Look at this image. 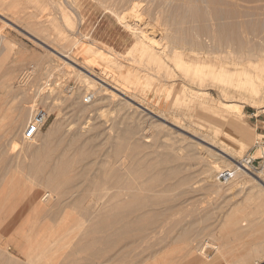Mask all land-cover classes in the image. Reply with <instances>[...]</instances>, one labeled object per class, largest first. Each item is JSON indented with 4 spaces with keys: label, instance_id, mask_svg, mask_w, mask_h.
Instances as JSON below:
<instances>
[{
    "label": "rangeland",
    "instance_id": "374dc122",
    "mask_svg": "<svg viewBox=\"0 0 264 264\" xmlns=\"http://www.w3.org/2000/svg\"><path fill=\"white\" fill-rule=\"evenodd\" d=\"M2 1H4V0H0V6H1L0 7V14L3 12L2 14H7V16L5 15L7 18H13V19L19 18V19H16V21L18 20L17 23L16 22H13V23L9 22L10 25H8L5 23V22H8V20H6V19H4V17L0 16V33H1V30L3 29L2 33L5 35L7 41L10 43H14V45H15L14 50L10 53V56L6 57L3 55V54H6V52H4V49L1 46L2 43L0 44V82L2 84L6 83V85L8 86V89L0 88L1 89L0 90V99H1V101H0V117H2L0 120V201H1L0 202V208H1L0 209L1 210V213H0V216H1L0 217V223H1V225H0V264H11L9 260H12V259H14L13 261H11L12 263L14 262L13 264H15V263L18 264V262H19V264H24L28 261L27 254L29 252H31V250L34 246L36 247L41 243L43 244V242L46 243L47 241H52L53 238H57L59 236H62L64 234V232L66 235V231L68 229H70L71 227L75 226V224L79 221L85 222L84 227L87 228L88 224H90L89 227L93 226L94 224H97L94 226H98V223H100V221H102V220H104V221L101 223L110 222L109 224L112 226L113 229L111 228V226L109 224H106V225L110 226L111 230H109L110 228H108V230H107L108 232H106L104 229L101 233L98 231L100 234L95 233L94 234L95 236L93 234L89 235L90 237L86 236V239L87 238H89V239H87L85 241H80L82 243L78 242V239H81V237H82L81 235H84V234H82L84 232V229H83V231H81V233L79 232L78 235H76L75 232L73 234H70L69 239L71 240V242L68 241V236L66 235L65 241H64L65 248L55 251L54 254L56 253L55 254L56 256H54V254L51 255L52 257H50V259H52V262H50V263H53V264H64V263L69 264V262H70V264H72V263H74V261H75V263L77 261L76 264H200V261L203 260V262H204L203 264H229L228 261L229 262L232 261L233 257L235 258V256H236V258H237L238 253L240 254V250L242 249L241 245L244 246L243 245L244 243L247 244V242H245L247 240L251 241L252 240L251 238H253L251 236L252 234L251 235L246 234V235H248V236H245L246 239H247V237H249V238L247 240H244V238H243L241 241L244 240L243 241L244 243L241 244V243H239L240 240L238 239V238H240L241 232H235V231L233 232L232 229H229L228 230L229 232L228 231L225 232V230L223 231V229H222L223 225L226 223V221L228 220V218L230 217L231 214H233V215L236 214V215L241 216V217H243V216L246 217L250 213L249 215H251V217H253V215H255L254 219H256L258 217L257 220L261 221V222L258 221L259 222L258 223L257 220L256 221L254 220L256 222L255 227L257 226V228H258V226L264 225L263 224L264 208H261L259 204H256L254 202L252 204H249L250 206H248V204L246 203L247 196L249 195V190L251 192V189H249V188H251V187L247 188V185H246L244 188L240 187V186H239L240 187L239 188L238 186H236V187H234V189L232 187L230 190V188L228 189V187H225L226 184H224V183L222 184V182L219 180V174L222 171L236 169V167H235L236 164H235V166L231 165L232 166L231 168H225L216 174L215 181H216V184L218 183V185H220L219 188H221L220 189L221 191L219 190L218 187L212 188L213 185H212L210 180H208V182L206 181L207 176H206V174L203 175L204 170L202 171L203 168H201V167L203 164L201 165V163H205L206 161L212 162V160L214 161L216 159H221L223 157H220V155L222 154V156H224V154L222 152H220L218 147L213 148L210 145H208L204 142H200V140H198L199 136L204 137L205 139L210 137V139L208 141H210V142L213 140L215 142L217 141L218 142L217 144H218V146L220 145V147H222L221 145L223 144L222 141L220 140L221 138L216 139L212 135V133L210 132V127H212L211 125H209L207 123L204 125L198 124L194 120L197 113L204 114V112L201 109L200 110L196 109L195 112H193V114L191 116H188L189 115V107H187L185 109V111H181V108H179L178 104H177L178 98H180V94H175L173 102L169 101L167 96H168V93L170 92V89L166 88L167 91H165V92L162 90V89H164V86L167 84V82L165 83L166 80H162V79H166V78H164V76L166 77L167 74L165 73L164 76H162L164 71H161L160 76L162 77V79H160V82L156 81V84L159 85V89L157 90V93L155 90L148 89L146 92H143L144 93L143 94L142 92H140V89H141L140 88L136 93V97H137V102L139 104H142V105L144 104L143 106H146L148 108L150 106L149 109L152 110L154 113L156 112L155 114H157L159 116H161V114H164L167 117V118H165L167 121L164 119H160V117L158 118V116H156L155 114H151L148 111H144L143 108L138 106L136 103H133L132 104L133 106L129 105L128 107H126L125 110L122 111V114H120L121 112H119L120 111L119 107H117V105L115 103H114L115 105L114 104H109V105L107 104V105H105L104 108L101 107V109H99V106L101 104L99 103L100 101H97V103L100 104V105L99 104L96 105V107L99 105L97 107L99 109V111H98V109L95 111V110H93V108H90V109H88L90 112L89 111L85 112V113H87V114H85L86 116L84 114L81 115V113H84L83 112V110H84L83 106H84V104H86V103H84L85 96L89 95V94L93 95V93L90 90L89 91L85 90V84L78 82L77 77L70 75L68 73H67L68 74L67 75L66 72H64L65 71V64H64L65 62H63V60H60L58 62L59 66H56V65H58V64H56L57 62H53L49 59V56L55 57V55H52L54 52L56 54V51L53 50V48H54L53 46H51V48L47 47V46L41 44L40 42H38L36 40V37H40V36L46 34L47 33L46 31L49 32L48 34L51 33L52 37H54L53 35L57 36L59 34V33H57V31H58V29L60 30V28H61L60 31H63L64 34H65V31H68L70 33V30H67L70 27L65 28V26L68 24V23L65 24V22H66L65 15H67L68 16L67 18L69 20H71L72 22L75 21V24L77 26V21H79V19H80L79 13H81L79 11H83V9L89 8L90 6L89 7H87V6L89 5L90 2L96 3V5H94V6H93L94 3H92L93 8L96 7V8L101 9L100 7H102V4H103L102 2H104V4H107L106 6H108V5H110L109 3L112 4L113 0L112 1L109 0L111 2H108V0H91V1L88 0L90 2L85 0L86 3L88 4L87 6L85 5V8H84L83 4H80L81 0L80 1L79 0L78 1H74V0H15V1L11 0L10 1L9 0L10 2H13V1L15 2V8H13L14 10L11 9L10 10L11 12L2 11V9H3V5H2L3 2ZM68 1L71 3H69ZM195 1H197L199 3V5H202V8L204 10L207 9L206 11H211L212 16H214V11H216L214 9V7L216 9L220 8L222 10H226V9L228 10V9L232 8V9H235L236 11H238V13L242 17L240 19H237L238 21H240L242 23H249V22L251 23L253 21L259 22V23L262 22V24L264 25V0H195ZM199 1H201V2L203 1V2L200 4ZM205 1H207V2L205 3ZM83 2H84V0H82V3ZM106 2H108V3H106ZM86 3H84V4H86ZM74 4H76V6H78V4L82 5L83 8L80 10V9H78L80 6L78 8H76V6L73 7L72 5H74ZM104 4H103V6H105ZM16 6H18V7L16 8ZM72 7L74 8V10L72 9ZM93 8L91 7L92 10H93ZM102 8L104 10L105 7H102ZM127 8H128V6H127ZM75 10H77V11L79 10V11L76 12ZM95 10L96 9L94 8L93 11H95ZM103 12L104 11H99V13H97V14L98 15L100 14V16H102ZM90 13H91L90 18L93 14V16L91 18V19H93L95 12H91V10H90ZM77 14H78L79 18L76 16ZM8 15L10 17H8ZM229 21L231 22L232 20L226 19V20H223L222 23H230ZM25 25L27 27H29L28 28L29 30L27 29V27ZM21 28L27 29L29 34L24 33V32L22 33ZM78 28L79 27H77V29ZM54 29H56V30H54ZM95 29L99 30L101 32V34H105L104 38H106L105 40L108 43V46L109 45L110 46L115 45V43H114L115 37L112 38L113 41L110 40L111 39L110 37L113 36L112 26H110V25L108 26V25H105L103 23L102 24L99 23L95 26ZM36 31L41 35H39ZM51 31H53V32H51ZM42 32H43V34H42ZM75 35L79 36V39H80L81 35L79 33L77 34V32H76ZM40 39H41V37H40ZM49 45H50V43H49ZM57 45L62 46L63 44L57 43ZM55 49H58V48H55ZM72 51H73V55L78 57L79 53H78V49L76 46H74L72 48ZM2 55L4 57H2ZM61 62H63V64ZM173 68H175V67L172 66V69ZM13 69H15L14 72H13ZM109 72H111L114 75L116 74V72H114L112 70H109ZM49 75H52L51 79L53 81V85L51 87H53V89H54L55 85H57V88L54 90L53 94H51V96L47 95L46 98H44V97H42V98L37 97L36 98L35 97V99H32V98L28 99L29 96L34 97L36 92L43 88V86L40 85V82L44 81V82H41V84L45 83L47 81L46 78ZM181 75H182L181 72L177 73V76H179V77L176 76L177 79L180 80L183 77V75L182 76ZM180 76H181V78H180ZM24 77H26L27 79L25 78V80H24L23 79ZM7 79H9V80H7ZM10 79H12V80H10ZM33 79H34V81H33ZM183 82H181V80H180L181 85L187 86V84H188V86H187L188 88L193 87L195 90H197L196 86H192L187 81L184 82L185 84ZM22 85H24V86H22ZM9 89H11V90H9ZM26 90H28V91H26ZM212 90H209V92L215 98H218L217 91L216 90L212 91ZM24 93H27V94H24ZM129 93L131 94L130 91H129ZM133 94H135V93H133ZM78 95H79V97H78ZM48 97H51V98L47 99ZM118 98L121 101H118V102L116 101L117 104L119 102H125L126 100H128V98H126V97H122L123 99H125V101L122 100V98H120V97H118ZM31 100H33V101H31ZM95 100H96V97H94L93 102ZM28 101L29 102L31 101L28 104L33 105L35 107L34 112H36V110L39 108L40 109L43 108L48 112V115H49V118L47 120L45 127L39 133V137H38L39 140L37 139V137H35L37 140H33L32 141L33 143L30 141H25L23 139V133L20 134L22 129L20 127L18 128L17 123H13L14 119H16V116L18 115L19 107L23 103H27ZM190 101H191V98L188 97L187 98L188 104L190 103ZM111 105H112V108L110 107ZM81 107L83 109L82 111H81ZM131 107H133V108L130 109ZM105 108H107V109H105ZM113 109H114V111L112 112ZM103 110L105 112H103ZM115 110L118 111L119 113L115 112ZM134 110H136V111L134 112ZM241 110H242L241 116L243 118H241L240 120H242V122L240 120L238 121V119L235 118L236 120L235 119L232 120L234 123L233 126H235V127L232 129V127L229 126V127H231L232 130H234L236 127H239L240 133H242L247 138V140H244L247 149L244 150V152H242L240 154V157H238L237 159H239V160L245 159L246 157L258 158L261 156V154L259 155L257 153L258 150L256 151L255 145H256V142L258 140L262 139V137L264 136V107H257L256 108V107H251V106L245 105ZM126 111L127 112L129 111L130 114L127 113ZM123 112L124 113L126 112L125 114L129 115L128 116L129 117L128 125H127V123L126 124L124 123L123 125L120 124L118 126L119 130L117 128H113L117 131L112 130V127L110 126L111 125L110 119L113 120L114 122L119 121V119H121L122 115L123 116L125 115ZM116 113L119 115H117ZM3 114L4 115L6 114L8 116L7 117L8 120L6 119V121H2V119L4 117ZM34 115H35V113H33V116ZM136 115H137V117H135ZM139 115H140V118L138 117ZM11 116L14 119L12 118V121H9V119H10L9 117H11ZM103 116H104V118H103L104 121H106L104 123H103V121L100 122V120H103L102 119ZM113 116H114V118H113ZM151 117H152V119H150ZM184 118H187V119H184ZM32 119H33V117H32ZM32 119H31V121H32ZM113 121H112V126H113ZM133 121L134 122L136 121L137 124L139 123L142 125L140 127L139 134L142 135V137H144L143 142H144V145L146 144L145 146L150 147L149 145L154 144V142L156 143L155 144L157 146L156 149L153 148L152 146L150 147V149H155L154 151L152 150L153 152L151 151V153H149L150 155L145 154L146 151H145V153H143L139 156L135 155L134 153L131 152L132 151L131 144H127V143H126L127 145L124 149L125 151L122 152L123 154L116 155L115 151H117L118 147L120 146V144H121L120 141L122 140L124 142L123 139H126L127 137H124V138L122 137L123 139L119 140V139H117V137L114 134H116L117 132H119L121 130L123 131L127 126H129V122L131 123L130 125H133L132 124ZM59 122H60V124H59ZM91 122L94 124H92ZM140 122H143V123H140ZM56 123L58 124V126L60 125L59 127H61L62 132L57 137L52 138L53 132L50 133V131L52 130V127L56 125ZM105 123H107V125H105ZM156 123L157 124L163 123L167 127V129H171V130L173 129L172 132L175 133L174 137H176V138L178 136L182 137V135H183V137L187 138V140H189L191 142L196 141V142L202 143L201 146H203V147H199V148H203V149H200V150H204V148H207V147H209V149L213 148L212 152L213 153L215 152L214 154H216V152H217L219 155L217 154L218 156H214L215 158L214 157L212 158V156L209 155V157H211L212 159L209 158L208 160H207L208 157L206 155L202 156V154L201 155L199 154V155L202 156L203 158L202 157L199 158L200 157L199 155H196V156L190 158V156H189L190 155L189 154L190 149L188 150V148H184V146H183V145H185L187 147L188 143H186V142L184 144L182 143V146H183L182 147L180 142H179L180 148H181L179 151H183L184 149L187 151L186 152L184 150L183 151L184 154L182 152L179 153L180 158L181 157L183 158L184 155L187 156V154H188L189 157L185 156L184 158H189V159H182L181 158L180 159L181 164L179 162L180 160H178V161H175L176 163H174V162L172 163V165H174V166H172L170 163L166 164L164 162V157H162V156H164L167 151L164 150V148L162 149V147L165 146L162 144H166L167 140H165V139L168 137H165V136L162 137V135H164V134H158L157 133V131L155 129V125H157ZM171 123H176L179 127L178 126L174 127V125H171ZM98 124L100 125V128L98 127L99 126ZM226 124L228 125L227 122H226ZM102 125L105 128H103ZM91 126L94 128H95V126H97L98 128L96 127V129L100 130V131L106 129V131H108L111 134V137H113V139H110V141L116 140L115 142H117V143H115V142L113 143L112 141L111 142L106 141L105 136L102 138L101 135L98 134V132L96 133V131L93 134V135H95L94 138L91 137V134L87 135V134H89V132L87 133V131L83 130V128L91 129ZM106 126L107 127L110 126L111 128L108 127V129H107ZM69 127L71 128L72 133L79 131L80 132V134H79L80 138L77 137L76 139H72V140L69 139V136H68L70 134V133H68L70 131ZM180 127H182V128L184 127L185 131H182L180 129ZM25 128H24V130H25ZM226 129H228V128H226ZM24 130H23V132H24ZM109 130L110 131L112 130L113 132L112 131L110 132ZM147 130H148V132H147ZM235 130H237V129H235ZM179 133H180V135H178ZM192 135L193 136L196 135V136L193 137ZM156 136H157V138H156ZM48 137H49V139H48ZM40 138L43 140V143L44 142H45V144H47V142H49V143L46 146H44V144L42 143V140ZM85 138H87L86 139L87 141L85 140ZM88 139H89V141H88ZM162 139L165 141H162ZM192 139H194V140L192 141ZM248 139H250L251 141ZM69 140H70V143H69ZM158 140H160L161 142ZM35 141L36 142L38 141V142L36 143ZM53 141H54V143H53ZM101 141L107 142V143H105V146H103L104 142L101 143ZM29 142L32 144V145H30L31 147L29 146V144H30ZM158 142H160V144ZM71 143H73L74 145ZM75 143H77V145ZM98 143L100 145V146H98L99 148L97 147ZM157 143L159 145H157ZM36 144H38V145H36ZM39 144L43 146V149H42V146H40ZM115 144H118V145L116 146ZM63 145H65V146H63ZM71 145H73V146H71ZM155 145H154V147H155ZM159 146H161L160 147L161 149L159 148ZM177 146L179 147L178 144H177ZM44 147H46V149H44ZM59 147H60V149H59ZM70 147H71V149H70ZM49 148H51L50 150H52L53 153H51L52 152L51 151L45 155L44 151L47 149L49 151ZM52 148H54V149H52ZM93 148H94V150H93ZM182 148H184V149L182 150ZM157 149H159V152L157 151ZM33 150H35V153L36 152L37 153L42 152V154L40 153L41 155L40 154L34 155ZM147 150H149V149H147ZM162 150L165 151V154H164V151H162ZM14 151H18L19 152L18 155H15V154H17V152H15V154H14ZM54 151H56V152L54 153ZM96 151H97V153H96ZM155 151H157L156 153L157 154L159 153V155H157L155 153ZM20 152H21V155H19ZM62 152L63 153L67 152V153H65V156H64V154H62ZM148 152H150V151H148ZM43 153H44V155H43ZM84 153L87 155V157ZM60 154L63 156V159H62ZM182 154H183V156H182ZM42 155L45 157L43 158ZM67 155L70 156V158ZM83 155L86 158H83ZM88 155L91 157V158H89L91 160L87 159ZM92 155L93 156L95 155V156L93 157ZM22 156H23V160H22ZM37 156H39V157H37ZM156 156H159V158ZM160 156L162 157V159H160ZM46 157H48L49 159ZM13 158H15V159L19 158L18 159L19 161H21V160L24 161V159H26V160L24 162L21 161L19 163ZM29 158H30V160H29ZM12 159L14 161H12ZM200 159H202V160L204 159V161L201 162L202 160H200ZM75 161H77V162L79 161L80 163L79 162L77 163ZM159 161H161L160 164H159ZM162 161L164 162L163 165L161 164ZM224 161L225 160H223L221 162L218 161V162H219V164L221 163L222 166L223 165L225 166V164L227 162H224ZM155 162H157V163H155ZM59 163H63L64 168H65L64 163H68L66 168L68 169V166H69V169H68L69 171L67 170L66 173H65V171L62 172L63 174L55 176L54 179L52 177L49 178L48 175H51L49 173H52L50 170L53 169L54 166L56 167L57 164H59ZM30 164L31 165L33 164V166L35 165V167L39 166V168H42L43 171H45L44 174H47V175L46 176L44 175V177H42L41 174H39L40 177H38L39 175L34 177V175L36 174L35 168H34L35 172L32 169L29 170V168H27V165L29 166ZM168 164H170V165H168ZM179 164L182 166V169H180L181 166ZM52 165H53V167H52ZM125 165L126 166L129 165L131 167L130 168L128 166V168H130L128 170L131 171V172L128 171L131 174L130 175L131 179L133 178V176H135L134 173L138 172L136 174L137 178H134L136 180V183H137V179H139L138 183L144 180L143 182L145 184H142V186H136L135 185L136 187H133V186L130 187L128 185L127 186L124 185L125 188L128 190V192H130V193H127V190L124 192L127 193L129 195V197L138 193L140 198H141L140 200H142L143 202L146 201L147 203L146 202H145V204L140 203V205L141 204L144 205V206L139 207L140 209H141V207L142 208L144 207L143 209H141V211H139L138 207L136 208L137 209L136 212H134L133 214L129 210L128 217H126L124 220H119V226H116L118 224V223H116V221L118 222V220L115 221L113 219L114 220L113 221L112 218L107 219V218L102 217V216H99V219H98V213L101 212V211H99L100 208H98V207L100 205V202H104L105 201L104 199L108 198V197H106L107 195L109 197H110V195H111V197H113V195L117 194L116 191H114L115 190L114 187L116 186L114 184L116 181V177L111 178L110 176L113 175L114 170L120 171L119 172V174H120L121 173V170H120L121 167H123ZM151 165H153V166H151ZM24 166H25V168H24ZM48 166H49V168H48ZM135 166L138 168H136ZM149 166H151L150 168H152V169H148ZM233 166H234V168H233ZM169 168H171V171L173 174H170V171H168ZM172 168H174L175 171L178 172V174L175 173V171L173 172ZM163 169H164V171H163ZM176 169H178L180 171H178ZM260 171H258V172H260ZM38 172H40V171H38ZM128 172H126V173L129 174ZM159 173L161 174V176H158ZM162 174L164 175V177H162L163 176ZM32 175H33V177H32ZM138 175L140 178H138ZM152 175H153V177H152ZM154 175H155V177H154ZM142 176H143V178H141ZM166 176H168L169 179L165 180L164 183L162 182L163 184L161 183L163 186L158 185L157 182H159L160 179L164 180V178ZM204 176H205V179H204ZM160 177H162V178H160ZM146 178L147 179L149 178V179L147 180ZM158 178H160V179H158ZM263 178H264V174H263ZM46 179H48V180H46ZM107 179H108V182H111V184L106 185V189L108 187L109 192L104 194L103 191H105L106 189H105V187H103L104 185L102 186V184L106 183ZM156 179H157V181H156ZM166 179H167V177H166ZM41 180H42V183H41ZM67 180L71 182L70 186L67 185ZM145 180L149 184V185H147L149 187V189L147 186L146 187L150 191H148L145 188V185H146ZM18 181L20 184L15 186ZM31 181H32V183H31ZM49 181L51 183H53V187L51 186L52 184ZM38 182H40V183H38ZM46 183H47V185H45ZM210 183L212 186L210 185ZM49 184H51V185H49ZM112 184H114L113 185L114 187L111 186ZM156 184L159 187L154 186ZM35 185H37V186H35ZM39 186H41V188H39ZM47 186H51V188L47 187ZM152 186H154L153 188H155V189H153ZM8 187L10 188V190L9 191L5 190ZM59 187H61L62 190L64 188L65 189L62 191V190H60ZM73 187H74V189H73ZM142 187H144V188H142ZM102 188H104V189H102ZM116 188H117V186H116ZM141 188H142V190H141ZM217 188H218L219 192H218V190L215 191V189H217ZM123 189H124V187H123ZM139 189L141 191H144L143 192L144 194L141 191H139ZM226 189H227V191H226ZM15 190H16V192H15ZM34 190H35V194L38 198H36V196L34 195ZM53 190H54V192H53ZM55 190L58 192V194ZM99 190H101V191H99ZM151 190L154 191L155 193L151 192ZM59 191L62 193L64 192L63 194H65V195L61 194ZM145 191H146V193H145ZM228 191H230V192H228ZM52 192L53 193L56 192V193L52 194ZM99 192H102V193L99 194ZM105 192H107V190ZM113 192H114V194H113ZM157 192H158V194L160 193L161 196L157 195L158 196L157 197L155 195L157 197V198L154 197V198H156V201H155V199L153 200V198H151V197L153 196V194H157ZM45 193H49L52 196L51 203L50 202H49L50 204L48 203L49 206L47 203H41L40 201H38L39 199H41V197ZM72 193H74V196ZM67 194L70 195L69 199H65L66 197L69 196V195L66 196ZM90 194H91V196H90ZM102 194H104V199L102 198V200H101L99 198H101L100 195H102ZM140 194H143V196ZM92 195H94L93 196L94 198L92 197ZM95 195H97V196L95 197ZM146 195H149L150 198L146 197ZM31 196L33 198L35 196V198L38 199L36 202L37 203L36 207L31 206V204L29 203L31 198H32ZM75 196H77L78 198ZM29 197H31V198H29ZM71 197H73V198H71ZM97 197L99 200L97 199ZM159 197H160V199L157 202V199ZM28 198H29V200H28ZM58 198H62V199L59 200ZM127 198H128V196H127ZM142 198H144L145 201ZM26 199L29 201L28 202L29 204L26 203L27 202ZM70 200H71V202H70ZM82 200H85V201L83 202ZM96 200H98V201H96ZM52 201H54V202H52ZM94 201L96 202V204ZM61 203H63V204H61ZM24 205H26V206H24ZM39 205H41V206L39 207ZM87 205L90 207L88 208ZM145 205H146V208H145ZM23 207H25V208H23ZM243 207H245V209H246V210H244V212H242V210L244 209ZM252 207H253V209H251ZM22 209H24L23 212H22ZM87 209H88V211H87ZM234 209L236 211L238 209L239 210L242 209V210H240L242 215L239 213V210H238V213L237 212L234 213V211H235ZM58 210H60V211L56 212ZM248 210L250 211L249 213H248ZM18 211L21 213H19ZM261 211L263 212V214L261 213ZM28 212H29V214H28ZM55 212H56V214H55ZM107 212L108 213H115L116 211L107 210ZM251 212H254V213L252 214ZM141 213H142V216H141ZM246 213H247V215H245ZM258 213H261V214L258 215ZM43 214H45V215H43ZM84 214H85V216H84ZM86 214H88V215H86ZM54 215L55 216L58 215V216L54 217ZM249 215H248V217L250 218ZM24 216H26V218ZM46 216H48V217H46ZM89 216H90V218H89ZM95 217H96V219H95ZM248 217H247V220L244 221L243 223H241V225H240V228L242 230H243V228L244 229L249 228V227H247L250 225L249 220H253V218L248 219ZM4 219H5V221H4ZM96 221H97V223H96ZM90 222H92L93 225H91L92 223H90ZM113 224H116V225H113ZM136 225L138 227H136ZM141 225L146 226V227L148 226L149 228H147V230H145L143 232L144 234H141L142 232H140V231H139L140 233L138 232L139 235L136 233V237L139 238V239H137L135 237V232L140 227H142ZM114 226L117 229L120 227H124V228L130 227L131 231H127V232H128V234L134 233V236H132V235L130 236V234L123 236L124 233H122V234L119 233L120 235H118V236H121L120 237L121 239L119 237L117 238L116 237L117 233L115 232L116 228ZM132 228H134L133 232H132ZM257 228L255 230H257ZM44 229H46V230H44ZM260 229H262V228L259 227L258 230H260ZM112 231H113V234H112ZM198 231H201V232H198ZM222 231H223V234L225 236L222 234ZM114 232L116 234H114ZM256 232L253 233V235L255 234L254 237L257 238L258 237L257 235H260V234L257 233V235H256ZM59 233H62V234L60 235ZM193 233H194V236H193ZM199 233H201L199 236L195 235V234H199ZM26 234H28V235H26ZM227 234H229V235H227ZM73 235H76V236L73 237ZM140 235L141 236L145 235V236L141 237ZM26 236L27 237L29 236L28 238L30 240ZM189 236H191V237H189ZM196 237H197V239H199V238L210 239V241H211L212 237H214V239L216 237L217 239H219V242L224 245V249L222 252L224 253V250H225L226 253L223 254V253H220L217 250L213 249L212 247H208L205 250V254H206V256H208V259L203 257V256H201L202 258L201 257L199 258L200 255H198L197 252H196L197 254L193 253V255H192V252H190L189 250H191V247H192L191 242H193V240L196 239ZM224 237H227V239ZM47 238H49V239L47 240ZM72 238H73V240H72ZM221 238L222 239L224 238V239L222 240ZM256 238H253V240ZM105 239L107 241H105ZM116 239H117V241H116ZM214 239H212V240H214ZM87 241L88 242L92 241L91 243H89L90 245L93 243V241H95V245L93 244L92 247H89V249L88 248H84V249L80 248L79 245H82V244L85 245L84 243L85 242L87 243ZM110 242H112V243H110ZM115 242H117V243H115ZM155 242H156V244H155ZM68 243H69V245H68ZM250 243L251 242H249L247 245H249ZM246 244H245V247H246ZM86 245H88V244H86ZM110 245H111V247H110ZM153 245H155V246L153 247ZM228 245L230 246L229 248H231L229 250H228ZM77 246H79V247H77ZM231 246L233 247L234 250L232 249ZM3 247L6 248V251L5 252L3 251L4 253L1 252L2 251L1 249ZM69 247H71L72 250H71V248L69 250ZM73 248H74V250H73ZM263 248H264V245H263ZM230 250L231 251L233 250V251L230 252ZM242 251H244V250H242ZM230 254L232 255V258L230 257L231 256ZM232 262H234V261H232ZM232 262H230V264H233ZM45 264H47V263H45Z\"/></svg>",
    "mask_w": 264,
    "mask_h": 264
},
{
    "label": "bare ground",
    "instance_id": "6f19581e",
    "mask_svg": "<svg viewBox=\"0 0 264 264\" xmlns=\"http://www.w3.org/2000/svg\"><path fill=\"white\" fill-rule=\"evenodd\" d=\"M10 1L9 0H4V1H2L3 3L1 2L2 5H3L2 11L11 12L10 11L11 9L14 10L13 8H15V2H14L15 0L13 1L14 3L10 2ZM74 1H78V0H74ZM86 1H88V0H86ZM86 1L84 0L83 3H82V0L80 1V4H83L84 8H85V5L86 6L88 5L86 3ZM90 1H88V2H90ZM111 1L108 0V2H111ZM108 2H106V3H108ZM199 2L201 4L203 1L202 2L199 1ZM206 2L207 1H205V3ZM69 3H71V2H69ZM84 3H86V4H84ZM92 3H94L93 6L96 5L95 2H92ZM92 3L90 2L89 5L87 6V7H89V6L90 7L83 9V11H79L78 10L79 12H81V13H79V16H80L81 20L79 19V21H77V26L75 24V21L72 22L71 20H69L67 18L68 16L65 15V17H66L65 24L68 23L65 26V28L70 27L69 29H67V30H70V33L68 31H65V34H64L63 31H60L61 30V28H60V30L58 29L59 32L57 31V33H59L57 36L53 35L54 37H52L51 33L48 34L49 32L46 31L47 32L46 34L40 36L41 39H40V37H36V40L38 42H40L41 44H43V45H45L47 47H50V48H51V46L54 47L53 50L56 51V54L52 50L54 52L52 55H55V57L49 56V59L51 61H53V62H57L56 64H58V65H56V66H59L58 62L60 60H63V62H65L64 63L65 64V71L64 72H66V74L68 73L70 75H73V76L77 77L78 78V82H81V83L85 84V90H87V91L90 90L93 93V95H92L93 99H94V97H96V100L94 102L92 101L93 103L91 102L92 104L91 103L90 104H84V106H83L84 110L81 107V111L83 110V112H84V113H81V115L82 114H84V115L87 114L85 112H88L89 111L88 109H90V108H93V110L96 111L98 109L97 107L100 104L101 105L99 106V109H101V107L104 108L105 105H107V104L109 105V104H114V103L117 105V107H119V110H120L119 112H121L120 114H122V111L125 110V108L128 107L129 105L133 106L132 105L133 103H136L138 106L142 107L144 111H148L151 114H155L156 112L154 113L152 110L149 109L150 106L148 108L146 106H143L144 104L142 105V104H139L137 102L136 93H137V91L140 88H141L140 92H142V93L146 92L148 89L155 90L156 93H157V90L159 89V85L156 84V81L160 82V79H162V77L160 76L161 75L160 72L164 71L162 76H164L165 73L167 75H166V77L164 76V78H166V79H162V80H166L165 83L167 82V84L164 86V89H162V90L165 92V91H167V89H170V92L168 93V96H167L169 101L173 102L175 94H180V98H178V101H177L178 107L181 108V111H185V109L187 107H189V115L188 116H191L193 114V112H195L196 109H198V110L201 109L204 112V114L197 113V115L194 118V120L198 124L204 125V124L207 123V124L211 125L212 127H210V132L212 133V135L216 139L217 138H221L220 140L223 143L221 145L222 147H220V145L218 146V144H217L218 142L217 141L216 142L214 140L211 141V142L208 141L210 139V137L207 138V139H205L204 137H200V136L198 137V140H200V142H204V143L210 145L213 148H217L218 147L220 152H222L224 154V156H222V154L220 155V157H223V158L216 159L214 161L212 160V162H207L205 160L206 161L205 163H201V162L204 161L205 158L203 160L200 159V160H202L200 162L201 165L203 164L202 167H201V168H203L202 171L204 170L203 171V175L206 174V176H207V180L206 181L207 182H208V180L211 181L213 186L211 185V183H210V185L212 186V188H214V187L215 188L216 187L219 188L220 185H218V183L216 184V181H215L216 174L219 173V171H221V170H223L225 168H231L232 167L231 165L235 166V164H236V166H235L236 169H232V170L236 171V177L233 180H231L230 182H228L225 187H228V189L230 188V190H231L232 187L234 189V187H236V186H238V187L240 186V187L244 188L247 185V188L251 187V188H249V189H251V192L249 190V195L247 196L246 203L248 204V206H250L249 204H252L254 202L256 204H259L261 208H264V178H263L264 170H261L260 172L254 173V172H249L248 170H246L245 168H243L241 166V163L244 162V159H240L239 160L237 158L240 157V154L242 152H244V150L247 149L246 148V144L244 142V140H247V138L242 133H240L239 127L235 128L237 130H235V129L232 130L235 127V126H233L234 123H233L232 120L236 118L239 121L241 118H243L241 116L242 115V110L241 109L245 105H248V106H251V107H256V108L257 107H264V25L262 24V22L259 23V22L253 21L251 23L250 22L249 23H242V22L237 20V19L242 18L241 15L238 13V11H236L235 9H232V8H230L228 10L227 9L226 10H222L220 8L216 9L214 7V9L216 11H214V16H212V14H211L212 12L211 11H206L207 9L204 10L202 8V5H199V3L197 1H195V0H113L112 4L109 3L110 5H108V6H106L107 4H104V2H102L105 5V6H103V4H102V7H105L104 10H103L102 7L99 6L101 9L94 7L96 9L95 11H93L94 8L92 6ZM72 6L74 7V6H76V4H74ZM127 6H128V8H127ZM17 7L18 6H16V8ZM73 7H72V9L74 10ZM91 7L93 8V10L91 9ZM76 8L81 10L83 7H82V5L78 4V6H76ZM90 10H91V12H95L93 19H91L93 14H92V16L90 18V14H91ZM75 11L78 12L77 10H75ZM99 11H104L102 16H100V14L99 15L97 14V13H99ZM2 13L0 14V16L4 17V19L8 20V22H5L6 24L10 25L9 22L10 23H13V22L17 23L18 20L16 21V19H19V18H16V19L7 18L6 17L7 14H2ZM76 16L78 17V14ZM8 17H10V16L8 15ZM226 19H229V20H232V21L231 22L229 21L230 23H222V21L226 20ZM99 23L100 24L103 23L105 25L112 26L113 36L110 37L111 38L110 40H112V38L115 37V41H114L115 45L114 46H110V45L108 46V43L105 40L106 38H104L105 34H101V32L99 30L95 29V26L97 24H99ZM77 27H79V28L77 29ZM25 28L24 29L21 28L22 29L21 30L22 33L24 32V33H28L29 34V32H28V30H29L28 28L29 27H27L28 30L25 29ZM56 29H54V30H56ZM2 30H1V33H0V44L2 43L1 46L4 49V52H6V54H3V55L7 57V56H10V53L14 50L15 45H14V43H10V42L7 41L5 35L2 33ZM53 31H51V32H53ZM76 32H77V34L79 33L81 35L80 39H79V36L75 35ZM42 34H43V32H42ZM39 35H41V34H39ZM49 43H50V45H49ZM57 43L58 44L62 43L63 45L62 46H58ZM74 46H76L77 49H78V53H79L78 57L73 55L72 48ZM55 48H58V49H55ZM3 55H2V57H4ZM63 62H61V63L63 64ZM172 66H174L176 69L173 68L174 69L173 70ZM14 70L15 69H13V72H14ZM109 70H112V71L116 72V74L115 75L112 74L111 72H109ZM180 72L183 75L182 78H181L182 75L180 76L181 82L187 81L192 86H196L197 90H195L193 87H189L188 88L187 87L188 84H187V86L181 85L180 80L177 79V77H179V76H177V73H180ZM51 76L52 75H49L46 78L47 81L45 83L41 84V82H44V81H41L40 85H42L43 88L38 90L34 97L33 96H29L28 99L29 98L35 99V97L36 98L37 97L38 98H42V97L46 98L47 95L51 96V94H53L54 90L57 88V85H55L54 89H53V87H51L53 85V81L51 79ZM25 78L26 77H24L23 79L25 80ZM7 80H9V79H7ZM10 80H12V79H10ZM33 81H34V79H33ZM4 84H2L0 82V88L8 89V86L6 85V83H4ZM22 86H24V85H22ZM9 90H11V89H9ZM209 90H212V91L216 90L218 98H215L209 92ZM26 91H28V90H26ZM129 91L131 92V94L129 93ZM133 93H135V94H133ZM24 94H27V93H24ZM87 96L88 95H86L85 97H87ZM78 97H79V95H78ZM118 97H120V98L126 97V98H128V100L125 101V99L122 98V100H124L125 102H119L117 104L116 101L117 102L121 101V100H119ZM188 97L191 98V101H190L189 104L187 102V98ZM49 98H51V97H48L47 99H49ZM0 101H1V99H0ZM31 101H33V100H31ZM97 101H100L99 102L100 104L97 103ZM30 102L28 101L27 103H23L19 107L18 115L16 116V119H14L12 116L9 117L10 118L9 121H12V118H13L14 119L13 123H17L18 124V128L20 127L22 129L20 134L23 133L24 128L27 127V125L31 122V119L33 117V113H35L34 112V108L35 107L33 105L28 104ZM97 104H99V105L96 107ZM110 107L112 108V105ZM132 108L133 107H131L130 109H132ZM99 109H98V111H99ZM105 109H107V108H105ZM113 111H114V109L112 110V112ZM135 111L136 110H134V112ZM103 112H105V111L103 110ZM115 112H118V111L115 110ZM127 113H129V111ZM117 115H119V114H117ZM155 115L158 116V118L160 117V119L166 120L165 118H167L164 114H161L162 117L157 115V114H155ZM3 116L4 117H3L2 121H6L8 116L6 114L5 115L3 114ZM128 116L129 115H127V114H125L124 116L122 115L121 119H119V121H116V122H114L113 120L110 119V121H111V125L110 126L112 127V130L117 131V130H115L113 128H117L119 130L118 126L120 124L123 125L124 123L125 124L127 123V125H128V120H129ZM135 117H137V115ZM138 117L140 118V115ZM1 118L2 117H0V120H1ZM103 118H104V116L102 117V119ZM113 118H114V116H113ZM150 119H152V117ZM184 119H187V118H184ZM101 121H103V123L106 122V121H104V119L100 120V122ZM112 121H113V126H112ZM240 121L242 122V120H240ZM226 122L228 123V125L226 124ZM140 123H143V122H140ZM59 124H60V122H59ZM92 124H94V123H92ZM130 124L131 123L129 122V126L126 125L127 127L123 131L121 130V131L117 132L116 134H114L117 137V139H119V140L123 139L124 137H127L126 139L128 140L127 141L126 139H123L124 142L122 140H121L122 142L120 141L121 144L119 143L120 146L118 147V149L116 148L117 151H115L116 155L123 154L122 152L125 151L124 149H125L127 144H131V147H132V151L131 152L134 153L137 156L145 153V151H146L145 154L151 153L152 150L154 151L157 148V146L155 145L156 144L155 142H154V144H152L153 143L152 142L151 143L152 145H149L150 147L152 146L155 149H150V147L145 146L146 144L144 145V142H143V138L144 137H142V135L139 134V130H140V127L142 125L139 124V123L137 124L136 121L135 122L133 121V123H132L133 125H130ZM105 125H107V123H105ZM171 125H174V127L178 126L176 123H171ZM59 126L56 123V125L52 127V130L50 131V133L53 132L52 138L53 137L54 138L57 137L62 132L61 131V127H59ZM92 126H91V129L82 127L83 130L87 131V133L89 132V134H87V135L91 134V137L94 138L95 135H93V134L96 131V133L98 132V134L101 135L102 138L105 136L106 141H110V139H113V137H111V134L108 131H106V129L100 131V130L96 129L97 126H95V128L92 127ZM110 126H108V127H110ZM229 126H231L232 129ZM98 127L100 128V125ZM108 127H107V129H108ZM103 128H105V127L103 126ZM226 128H228V129H226ZM155 129H156L158 134H164V135H162V137L163 136L168 137V138L165 139V140H167L166 144H162L161 143L162 145H165L164 147H162V149L164 148V150L167 151L166 154H165V151L162 150V151H164V154H165V155L163 154L164 156H162V157H164V162L166 164L170 163L172 165L173 162L176 163L175 161L180 160L182 157L180 158L179 153H181V152L183 153V151L185 150L184 148H188V150L190 149V153L188 152L190 154L189 155L190 158L194 157L196 155H199V154L201 155L202 154V156L206 155L208 157L207 158V160H208L209 158H211V157H209V155L212 156V158L214 156H218L219 155L217 152H216V154H214L215 152L214 153L212 152L213 148L209 149V147H207V148H204V150H200V149H203V148H199V147H203V146H201L202 143H199V142H196V141L195 142H191V141L187 140V138L183 137L182 134H181L182 137L181 136L180 137L178 136L177 138L174 137L175 133L172 132L173 129L172 130L171 129H167V127L163 123L155 125ZM180 129L182 131H185L184 127L183 128L180 127ZM147 132H148V130H147ZM68 133H70L68 136H69V139H71V140L72 139H76L77 137L80 138V136H79L80 132L79 131H76V132L72 133L71 132V128H70V131ZM178 135H180V133ZM195 136H193V137H195ZM36 137L38 139L39 134ZM156 138H157V136H156ZM37 139L34 138L33 140H37ZM48 139H49V137H48ZM86 139L87 138H85V140ZM165 140L162 139V141H165ZM193 140L194 139H192V141ZM248 140H250V139H248ZM32 141H30V142H32ZM88 141H89V139H88ZM104 141H101V143L104 142ZM115 141L116 140H114L112 142L114 143ZM158 141H160V140H158ZM160 142H158V143L160 144ZM179 142H180L181 146H182V143L184 144L185 142L188 143L187 144L188 146L186 147L185 145H183L184 148H182V150L183 149L184 150L183 151H179L181 149ZM42 143H43V140H42ZM48 143L49 142H47V144ZM53 143H54V141H53ZM69 143H70V140H69ZM73 143H71V144H73ZM105 143H107V142H104L103 146H105ZM115 143H117V142H115ZM158 143H157V145H159ZM43 144H44V146L47 145V144H45V142ZM75 144L77 145V143H75ZM177 144L179 145V147L177 146ZM30 145H32V144L30 143L29 146ZM36 145H38V144H36ZM73 145H71V146H73ZM115 145L117 146L118 144H115ZM154 145H155V147H154ZM40 146H42V145H40ZM63 146H65V145H63ZM98 146H100L99 143H98L97 147ZM160 147L161 146H159V148ZM42 149H43V146H42ZM44 149H46V147H44ZM50 149L51 148H49V151H48V149L44 151L45 155L52 151ZM52 149H54V148H52ZM59 149H60V147H59ZM70 149H71V147H70ZM147 149H149V150H147ZM93 150H94V148H93ZM33 151H34V155L35 154L39 155L40 153L42 154V152H39V153L36 152L35 153V150H33ZM97 151H96V153H97ZM148 151H150V152H148ZM157 151L159 152V149H157ZM157 151H155V153ZM15 152H17V154H15ZM55 152L56 151H54V153ZM18 153H19L18 151H14L15 155H18ZM51 153H53V151ZM65 153H67V152H65ZM65 153L62 152V154H64V156H65ZM257 153L259 155L262 154L260 150H258ZM183 154H182V156H183ZM19 155H21V152H20ZM43 155H44V153H43ZM157 155H159V153ZM185 156L186 155H184L182 159H189V158H184ZM187 156H188V154H187ZM202 156H200L199 158H201ZM37 157H39V156H37ZM44 157L45 156H43V158ZM61 157L63 159L62 155H61ZM68 157L70 158V156H68ZM86 157H87V155H86ZM86 157H84V155H83V158H86ZM156 157L159 158V156H156ZM162 157L160 156V159H162ZM46 158H48V157H46ZM89 158H91V157L88 155L87 159H89ZM13 159H15V158H13ZM13 159H12V161H14ZM18 159H15V160L20 163L23 160V156H22V160L21 161H19ZM222 159L225 160L224 162H227L225 164V166L224 165L222 166L221 163L219 164V162L223 161ZM25 160L26 159H24V161ZM29 160H30V158H29ZM89 160H91V159H89ZM24 161H22V162H24ZM75 162H77V161H75ZM160 162L161 161H159V164H160ZM164 162L162 161L161 164L163 165ZM179 162L181 164V160ZM155 163H157V162H155ZM64 164H65V168L63 166V163L57 164L56 167L54 166L55 168L52 165L53 169L50 170L52 173H49V174H51V175H48L49 178L52 177L54 179L55 176L63 174L62 172H64V171L66 173L67 170L69 169V166H68V169H67L66 166H67L68 163H64ZM170 164H168V165H170ZM32 166H33V164L32 165L30 164L29 166L27 165V168H29V170L32 169L33 171H34V168H35L37 175L35 174L34 177L38 176L39 174H41L42 177H44V175L45 176L47 175V174H44L45 171H43L42 168H39V166L38 167H35V165L33 167ZM128 166L125 165V166L121 167L120 170H121L122 174L121 173L119 174L120 171L114 170L113 171V175L110 176L111 178L112 177H116V181H115L114 184L117 186V188H116V186L115 187L113 186L114 184L111 185V186L114 187L115 190L112 187L111 188L114 191H116V193H117L116 195H113V197H111V195H110L111 198L107 195L106 197H108V198L104 199V194L109 192L108 191L109 190L108 187L106 189V185L111 184V182H108V179H107V182L102 184V186L104 185L103 187H105L107 192H105L106 190L103 191L104 194H102L103 196L100 195L101 198H99V199L102 200V198H103L105 201L104 202H100L99 207L97 206L98 208H100L99 211H101V212L98 213V219H99V216H102V217H105L107 219L112 218V220L113 219L115 221L118 220V222L116 221V223H118L117 225L113 224V225H116V226H119V220H124L126 217H128L129 210L133 214L134 212H136V210H137L136 208L137 207L139 208L140 206H144L142 204L143 203L145 204V202H146L144 198H142V199H144L145 202L140 200L141 198H140L138 193L135 194V195H132L130 197L127 194V193H130V192H128V190L125 188V186L128 185L130 187L131 186L136 187V186H142V184H145L143 182L144 180L138 183L139 179H137V183H136V180L134 178H137L136 174L138 172L137 173L133 172L136 177L133 176L134 175L133 174L132 175L133 178L132 179L130 178L131 174L129 172H131V171H129L128 169H130L131 167L129 166L130 168H128ZM151 166H153V165H151ZM151 166H149L148 169H152V168H150ZM172 166H174V165H172ZM234 166H233V168H234ZM24 168H25V166H24ZM48 168H49V166H48ZM136 168H138V167H136ZM178 169H176V170H178ZM180 169H182V166L180 167ZM172 170H173V172L175 171L174 168H172ZM38 171H40V172H38ZM163 171H164V169H163ZM168 171H170V174H173L172 171H171V168H169ZM178 171H180V170H178ZM126 172H128L129 174H127ZM175 173L178 174V172H176V171H175ZM159 174H158V176H161V174L160 175ZM32 177H33V175H32ZM38 177H40V175ZM152 177H153V175H152ZM154 177H155V175H154ZM162 177H164V175ZM162 177H160V178H162ZM166 177H167V179H166ZM166 177L164 178V180L158 178L161 181L160 182L158 180L159 181V182H157L158 185H162L165 182V180L169 179L168 176H166ZM138 178H140L139 175H138ZM141 178H143V176ZM204 179H205V176H204ZM46 180H48V179H46ZM156 181H157V179H156ZM145 182H146L145 188L147 189V187H148L147 185H149V184L147 183L146 180H145ZM31 183H32V181H31ZM38 183H40V182H38ZM41 183H42V180H41ZM19 184L20 183L18 181L15 186H17ZM51 184H49V185H51L53 187V183H51ZM70 184H71V182L67 180V185L70 186ZM45 185H47V183ZM158 185L156 184L154 186L159 187ZM35 186H37V185H35ZM51 186H47V187L51 188ZM154 186H152V188ZM61 187H59L60 190H62ZM123 187H124V189H123ZM39 188H41V186H39ZM142 188H144V187H142ZM142 188H141V190H142ZM218 188L215 189V191L218 190ZM73 189H74V187H73ZM102 189H104V188H102ZM148 189H149V187H148ZM153 189H155V188H153ZM220 189L221 188H219V190ZM5 190L9 191L10 188L8 187ZM16 190H15V192H16ZM126 190H127V193L124 192ZM141 190L139 189V191H141ZM219 190H218V192H219ZM99 191H101V190H99ZM148 191H150V190H148ZM226 191H227V189H226ZM53 192H54V190H53ZM53 192H52V194H55L57 191L55 193H53ZM141 192L143 193L144 191H141ZM151 192H154V191L151 190ZM228 192H230V191H228ZM60 193L63 194L64 192L63 193L60 192ZM100 193H102V192H99V194ZM145 193H146V191H145ZM57 194H58V192H57ZM72 194L74 196V193H72ZM113 194H114V192H113ZM143 194H140V195L143 196ZM159 194L157 192V194H153V196L151 198H153V200L155 199V201H156V198L158 196H161V194L160 195ZM34 195L36 196L35 190H34ZM63 195H65V194H63ZM68 195L69 194H67L66 196H68ZM155 195L156 196L158 195V196L156 197ZM35 196H34V198L32 196H31L32 198L29 197V198H31L30 202L28 201L29 198H28V200L26 199V201H27L26 203L29 202L31 204V206H35L36 207V205H37L36 202L38 200L36 198H38V197L36 196V198H35ZM90 196H91V194H90ZM93 196L94 195H92V197ZM96 196L97 195H95V197ZM127 196H128V198H127ZM69 197H70V195L68 197H66L65 199H69ZM75 197H77V196H75ZM98 197H97V199H98ZM146 197H149V195H146ZM154 197H156V198H154ZM71 198H73V197H71ZM58 199L60 200L62 198H58ZM159 199H160V197L157 199V202L159 201ZM51 200H52V196L49 193H45L41 197V199H39L38 201H40L41 203H47L48 204L49 202L51 203ZM98 200H96V201H98ZM82 201L84 202L85 200H82ZM52 202H54V201H52ZM70 202H71V200H70ZM140 203H142V204L140 205ZM49 204H48V206H49ZM61 204H63V203H61ZM95 204H96V202H95ZM24 206H26V205H24ZM40 206L41 205H39V207ZM89 207L90 206H88V208ZM23 208H25V207H23ZM143 208L141 207V209H143ZM145 208H146V205H145ZM243 208H244L243 210L240 209V210H242V212H244V210H246L245 207H243ZM141 209L139 208V211H141ZM251 209H253V207ZM23 210L24 209H22V212H23ZM107 210H109V211L112 210V211H116V212L115 213H108ZM238 210L237 211L235 210L234 213H236V212L238 213ZM240 210H239V213L241 214ZM59 211L60 210H58L56 212H59ZM87 211H88V209H87ZM56 212H55V214H56ZM249 212L250 211L248 210V213ZM0 213H1V210H0ZM19 213H21V212H19ZM251 213L253 214L254 212H251ZM261 213L263 214L262 211H261ZM261 213H258V215L261 214ZM28 214H29V212H28ZM43 215H45V214H43ZM86 215H88V214H86ZM231 215L228 218V220L226 221V223L223 225L222 229H223V231L225 230V232L228 231L229 229H232L233 232L234 231L235 232H241L240 238H238L240 241L243 238H244V240H247L249 238V237H247V239H246L245 236H248L246 234H249V235L252 234L251 236L253 238H256V237H254L255 234L253 235V233H255L258 230L259 227L262 228V229H260V230H258L256 232V235H257V233L260 234V235H257L258 237L256 239L253 240V238H251L252 239L251 241H248V240L245 241V242H247V244L249 242H251L249 245L244 243L243 242L244 240L241 241V242L238 240L239 243H241V244L244 243L243 244L244 246H242L240 244L241 247H242V249L240 250V254L238 253L237 258H236V256H235V258L233 257L232 261H234V262H232V261H230V262H232L233 264H263L262 262H263V259H264V248H263V245H264V228L263 227H264V225L258 226V228H257V226L255 227V223H256L255 221L258 219V217L256 219H254L255 215H253V217H251V215H249L251 219L253 218V220H249L250 221V223H249L250 225L247 226L249 228H247V229L243 228V230H242L240 228V225H241V223H243L244 221L247 220V217H248L247 213L245 214V215H247L246 217L245 216L241 217V216H238L236 214H234V215L231 214ZM57 216L54 215V217H57ZM84 216H85V214H84ZM141 216H142V213H141ZM24 217L26 218V216H24ZM46 217H48V216H46ZM89 218H90V216H89ZM250 218L248 217V219H250ZM95 219H96V217H95ZM4 221H5V219H4ZM103 221L104 220L100 221V223L103 222ZM258 221H260V220H257V222ZM90 223H92V222H90ZM96 223H97V221H96ZM100 223H98V226H94V225H97V224L93 225V223H92L91 225H93V226H90V227H89L90 224H88V227L85 228L84 227L85 222H83V221L77 222L75 224V226L71 227L70 229H68L66 231V235L68 236V241L71 242V240L69 239L70 234H73L75 232V234L78 235L79 232L81 233V231H83V229H84V232L82 234H84V235H81L82 237H81V239H78V242L85 241V240L89 239V238L86 239V236L90 237L89 235H92V234L94 235L95 233H99V232L101 233L104 229H105L106 232H108L107 230L111 226L109 224L110 222L101 223V224ZM106 224H109L110 226H108ZM263 224H264V219H263ZM0 225H1V223H0ZM136 227H138V226L136 225ZM111 228H112V226H111ZM111 228L109 230H111ZM134 228H132V232H133ZM147 228H149V227L148 226L147 227L146 226L140 227L138 230H136L135 237H136V233L138 235H139L140 232H142L141 234H144L143 232L145 230H147ZM256 228H257V230H255ZM44 230H46V229H44ZM127 231H131V228L130 227L129 228L128 227H125V228L124 227H120L118 229L117 228L115 229V232L117 234L115 232H114V234L117 235L116 236L117 238L118 237L120 238L121 236H118V235H120L122 233H124L123 236L124 235H129V234H130V236L131 235L134 236V233L133 234H131V233L128 234ZM223 231H222V234H223ZM198 232H201V231H198ZM59 234L61 235L62 233H59ZM112 234H113V231H112ZM200 234L201 233L195 234V235L199 236ZM26 235H28V234H26ZM66 235H65V232H64V234L62 236H59L57 238H53L52 241H47L46 243L43 242V244L41 243V244H39L36 247L32 246L33 248L31 250V252H29V251H28L29 253L27 252L28 253L27 254L28 261L26 263H24V264H45V263L53 264V263H50V262H52V259H50V257H52L51 255H53L55 251L65 248L64 241H65V236ZM76 235H73V237L76 236ZM227 235H229V234H227ZM144 236L145 235H142L141 237H144ZM193 236H194V233H193ZM189 237H191V236H189ZM224 238L227 239V237H224ZM48 239L49 238H47V240ZM137 239H139V238H137ZM212 239H214V237H212ZM212 239L210 241V239H205V238L197 239V237H196V239H194L193 242H191L192 243V247H191V250H189V251L192 252V255H193V253H195V254L198 253V255H200L199 258L201 256H203V257H205L207 259H208V256H206L205 250L208 247H212L213 249L217 250L218 252L223 253L222 251L224 249V245L221 244L219 242V239H217L216 237H215L214 240H212ZM72 240H73V238H72ZM105 241H107V240L105 239ZM116 241H117V239H116ZM91 242L92 241H90V242L87 241V243L83 242L85 245L82 244V245H79V246L82 249H84V248H88L89 249V247H92L93 244L95 245V241H93V243L90 245L89 243H91ZM80 243H82V242H80ZM110 243H112V242H110ZM115 243H117V242H115ZM86 244H88V245H86ZM155 244H156V242H155ZM245 244H246V247H245ZM68 245H69V243H68ZM79 246H77V247H79ZM154 246L155 245H153V247ZM110 247H111V245H110ZM229 247L230 246L228 245V250L231 249ZM70 248L71 247H69V250H70ZM74 248H73V250H74ZM232 249H233V247H232ZM1 250H2L1 252H3V251L5 252L6 248L3 247ZM71 250H72V248H71ZM242 250H244V251H242ZM232 251L230 250V252H232ZM225 253L226 252L224 250L223 254H225ZM55 254H54V256H56ZM230 257L232 258V255ZM13 260L14 259L9 260L11 264L14 263V262L13 263L11 262ZM230 262L228 261L229 264H230ZM76 263H77V261H76ZM76 263L74 261V263H72V264H76ZM203 263H204L203 260L200 261V264H203ZM18 264H19V262H18ZM69 264H70V262H69Z\"/></svg>",
    "mask_w": 264,
    "mask_h": 264
},
{
    "label": "built area",
    "instance_id": "2783aa9c",
    "mask_svg": "<svg viewBox=\"0 0 264 264\" xmlns=\"http://www.w3.org/2000/svg\"><path fill=\"white\" fill-rule=\"evenodd\" d=\"M93 101V96L89 94L84 99V103L90 104ZM49 118L48 112L45 109H37L35 115L33 116L32 121L27 125L23 132V139L25 141H32L45 127L47 120ZM256 151H261V156L258 158L246 157L244 162L241 163V166L248 170L249 172H258L264 170V136L262 139L258 140L255 145ZM257 164V165H256ZM236 177L235 170H226L222 171L219 174V180L227 184ZM264 264V259L263 262Z\"/></svg>",
    "mask_w": 264,
    "mask_h": 264
}]
</instances>
